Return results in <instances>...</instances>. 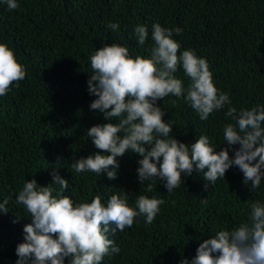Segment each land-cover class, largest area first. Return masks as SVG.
Instances as JSON below:
<instances>
[{
    "label": "trees",
    "instance_id": "1",
    "mask_svg": "<svg viewBox=\"0 0 264 264\" xmlns=\"http://www.w3.org/2000/svg\"><path fill=\"white\" fill-rule=\"evenodd\" d=\"M17 2L19 8L9 11L0 0V43L13 49L27 70L20 86L14 83L0 97V203L9 201L8 212L0 211V264H17L16 248L24 242L25 225L31 223L25 207L16 203L19 191L33 178L47 186L53 173L69 181L64 194L77 201L90 202L101 194L106 205L111 195L125 192L133 207L139 194L164 200L152 224L138 216L131 228L109 234L120 252L110 250L102 264H181L184 259L191 264L200 243L219 230L248 221L252 202L264 203V180L253 190L250 183L244 184L237 166L215 185L209 182L207 190L202 174L193 171L172 192L159 178L147 192L148 182L142 186L138 180L141 157L130 151L117 158L115 180L106 173L98 176L71 169L74 159L99 151L87 130L108 122L103 113L90 109L96 97L89 93V57L112 43L128 47L133 56H149L155 23L183 30L173 34L180 51L194 50L208 61L215 85L229 94L237 111L264 106V0ZM109 22L119 23V30L108 28ZM139 24L149 29L143 46L134 33ZM176 76L187 86L182 67ZM158 104L166 111L164 120L173 125L176 139L191 145L199 135H207L217 151L226 146L223 128L234 123L225 115L228 105L204 121L183 97L170 95ZM236 148L239 145L230 148V157L234 158Z\"/></svg>",
    "mask_w": 264,
    "mask_h": 264
},
{
    "label": "clouds",
    "instance_id": "2",
    "mask_svg": "<svg viewBox=\"0 0 264 264\" xmlns=\"http://www.w3.org/2000/svg\"><path fill=\"white\" fill-rule=\"evenodd\" d=\"M9 11L19 8L17 0H3ZM114 32L119 23H108ZM180 27L166 28L152 25L154 42L150 55H131L126 46L104 44L90 57L92 73L88 80L89 93L96 97L90 109L103 113L107 123L87 130L98 149L87 157L74 159L71 169L76 173L92 172L115 180L120 167L118 157L132 152L138 160V180L151 192L152 181L162 180L168 192L181 186L183 176L193 171L202 174L208 183L215 185L225 178L227 171L237 166L243 173L244 184L257 189L264 180V106L237 111L232 107L229 94L215 85L210 65L198 57L194 50L180 51L181 45L173 34L182 33ZM136 41L143 46L149 39V29L144 24L135 26ZM182 67L189 83L176 73ZM27 70L6 43H0V97L18 88ZM183 97L198 113L201 120L210 114L229 107L225 113L234 123L223 128L226 145L217 151L207 135L188 145L176 139L173 125L165 121L166 111L158 102L168 96ZM175 104V100L172 101ZM235 149L234 158L229 150ZM103 153V154H102ZM110 153V154H109ZM72 172V171H71ZM58 185L59 189L54 187ZM69 181L53 173V182L47 186L37 180H27L16 197L22 204L31 223L25 225L24 242L16 248L17 264H102L105 256L119 253L109 234L131 228L135 218L143 216L152 224L160 211L163 199L139 194L135 206L129 203L130 194L116 193L106 205L97 194L90 202L74 200L65 195ZM203 203H207L204 199ZM5 199L0 211L7 213ZM249 220L230 230H219L200 243L191 264H264V203L252 202ZM181 264H189L187 259Z\"/></svg>",
    "mask_w": 264,
    "mask_h": 264
}]
</instances>
